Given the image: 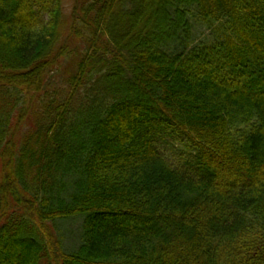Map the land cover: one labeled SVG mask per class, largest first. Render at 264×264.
Returning a JSON list of instances; mask_svg holds the SVG:
<instances>
[{
  "label": "trees",
  "instance_id": "16d2710c",
  "mask_svg": "<svg viewBox=\"0 0 264 264\" xmlns=\"http://www.w3.org/2000/svg\"><path fill=\"white\" fill-rule=\"evenodd\" d=\"M76 15L90 36L56 100L62 0H0V264H264V0ZM76 218L67 252L47 223Z\"/></svg>",
  "mask_w": 264,
  "mask_h": 264
},
{
  "label": "rangeland",
  "instance_id": "374dc122",
  "mask_svg": "<svg viewBox=\"0 0 264 264\" xmlns=\"http://www.w3.org/2000/svg\"><path fill=\"white\" fill-rule=\"evenodd\" d=\"M87 1V0H62L63 2V13H64V20L68 23L62 26L61 29V37L64 40V46L69 45L65 52V57L61 59L60 64L58 67L53 71L50 72L46 77V86L47 87V94L51 98H56V100L60 99L61 93L65 90L66 81L69 74H71L73 70V66L75 63L76 58H78L79 52H82L84 49V38L86 36H90L88 32L83 28L84 26L81 25L80 19H77L76 22V14H78L80 10V6ZM78 7V8H77ZM77 10V11H76ZM78 17V16H77ZM25 25H27L25 23ZM71 25L76 26L75 30H72ZM78 32L79 36L76 37L74 33ZM102 41V39H101ZM90 44L91 51L98 52L100 51L96 48L93 44ZM101 45V42H99ZM25 97V98H24ZM23 97V104L18 107V109L14 112L22 111L25 116H21V130L19 131L18 135L16 136V150H19L22 143V139L26 132L32 129L31 124L33 125L35 119V109H38V105L36 97L37 96H24ZM21 112V113H22ZM19 141V142H18ZM8 153H5V159L8 157ZM52 233L61 240L63 248L70 252L74 250L78 246V235H79V227L81 225V219H70V220H58L54 223H47Z\"/></svg>",
  "mask_w": 264,
  "mask_h": 264
}]
</instances>
